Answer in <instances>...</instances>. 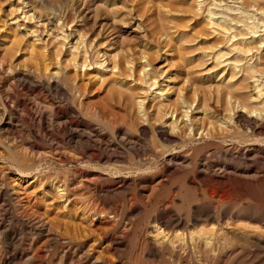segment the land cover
Returning <instances> with one entry per match:
<instances>
[{"label":"bare ground","instance_id":"bare-ground-1","mask_svg":"<svg viewBox=\"0 0 264 264\" xmlns=\"http://www.w3.org/2000/svg\"><path fill=\"white\" fill-rule=\"evenodd\" d=\"M50 1L56 0H0L1 77L7 75L19 85L32 82L56 90H59L61 82L71 78L70 80H75L80 85L86 84L85 87L89 84L94 87L92 89L97 87L100 91H108L117 100L125 117L135 123L142 133L154 123L149 128L155 131V137L161 141L158 140L159 145L162 143L161 147L164 144L165 148L167 146L171 149L169 163L176 164L179 168L194 165L185 154L189 153L188 144L198 141L197 138L205 141L209 147H218L227 160L235 163L243 161L246 167L255 164L251 168H239L238 163L237 166L225 163L211 167L206 162L198 161L196 168L191 167V171L192 168L196 169L198 178L204 176V171L213 174L209 187L216 194L228 192L232 187V180L240 182V188L244 189L248 184L264 177V168H260L258 163L262 160L260 156H264V0H73L72 19L65 8L59 11ZM103 2L105 7L101 5ZM103 10L113 20H110L111 17L107 18L108 14L104 17ZM126 13L135 15L134 20L139 22L136 28L131 29L128 37L120 33L123 26L120 27L117 23L120 19L124 20ZM254 16L263 20L262 26L252 22L251 17ZM98 24L99 35H109L105 42L90 38V32ZM203 45L210 47L207 51H202ZM202 66L212 68L205 70L200 68ZM212 76L217 80L216 94L220 105L225 113L233 111L232 117L215 115L209 109L210 96L208 98L205 81ZM90 95L91 93L88 94ZM13 100L11 92L2 94L1 120L8 116L9 111L17 108L18 103ZM22 112L20 118L26 120L28 106L25 103ZM96 112L99 116L105 115L101 111ZM57 116L52 112L43 113L40 122L47 126L55 121L65 128L74 125L72 121L69 120V123L66 118ZM118 135L128 136L124 131H118ZM88 137L90 139L89 135ZM103 138L100 134L95 135L94 144L104 152L111 151V145ZM126 140L131 147L140 143L131 138ZM177 147L181 149L180 152ZM97 149L95 150L99 151ZM31 171H27L28 177ZM40 178L42 177L37 179L36 184L41 186L43 178ZM193 179H189V182L198 188ZM105 187L96 180L89 182V188L95 195L104 198V201L113 193L106 191ZM59 188V199L68 201V192L65 189L60 191ZM3 189L0 188V204L5 203L7 197ZM215 199L216 197L213 200ZM178 205V201L163 204L154 209L149 217L152 232L145 240L147 252L154 261L163 263L168 256L175 260L172 264H221V260L234 257L246 246L264 252V210L251 205L232 210L230 205L222 202L206 203L197 199L186 204L187 213L182 214L177 211ZM103 214L101 218L104 217ZM45 226L46 224L43 228L40 227L41 233Z\"/></svg>","mask_w":264,"mask_h":264},{"label":"rangeland","instance_id":"rangeland-1","mask_svg":"<svg viewBox=\"0 0 264 264\" xmlns=\"http://www.w3.org/2000/svg\"><path fill=\"white\" fill-rule=\"evenodd\" d=\"M98 1L101 2V0ZM51 4L59 11L65 8L68 16L71 19L74 17L73 0H56ZM104 4L103 2L101 5L104 6ZM104 7L102 9H105ZM259 8L262 7L259 6ZM106 12L103 14L104 17H107L106 14H108L107 18L110 19L111 17L110 20H113L112 16ZM245 14L250 15L247 12ZM134 17L135 15L131 16L126 13L124 20L117 21L118 26H123L119 31L125 37H128L131 29L136 28L139 24L136 18L134 20ZM251 20L259 27L263 24V20L259 16L251 17ZM77 24L80 25L81 23ZM98 26L96 25L94 30L90 32V38L95 39L97 42H105L107 40L106 36L109 35H99L100 25L98 24ZM206 46H201V50L207 51L210 46ZM204 66L200 68H205V70L212 68L210 66L206 69ZM70 79L63 82L64 84L61 82L59 90H56L35 85L32 82H27L28 85L26 83L25 85H19L7 75L0 76V101L4 92H11L15 100L13 102L17 101L18 103L17 108L14 111H9L4 120H1L0 117V188L6 189H3V191L7 196L5 197V203L0 204V264H71L72 262V264H158L159 261H154L148 254L145 239L152 232L149 217L155 211L154 209L162 207L163 204L178 201L177 211L182 214L187 213L186 204L195 202L197 199L204 200L206 203L222 202L225 205H230L232 210H239L247 205L264 210V177L257 182L248 184L249 186L247 185L244 189L240 188V182L232 180V187L229 188L228 192L216 194V191L209 187L213 174L204 171L202 173L204 176L198 178L197 171L194 169L198 161L206 162L211 167L231 163L236 166L239 164V168H251L255 167V164L246 167L243 161L237 160V164L235 161L227 160L218 147H209L208 144L204 143L205 141L197 138L198 141L191 144L192 146L188 144L187 150L189 153H184L190 157L194 165L186 168H179L176 164L171 165L169 163V156L172 154L171 149H168L167 146L165 148L164 144L163 149L161 147L162 143H160L161 146L159 145V138L155 137V131L149 128L154 123H152V126H147L146 132L142 133L135 123H131L125 117V113L122 109L120 110V106L116 103L117 100L113 99L108 91H100L97 87L92 89L94 87L89 84L88 87H85L86 84L80 85L81 83L79 84V82ZM9 80L11 83H9ZM5 82L6 84H3ZM205 82L206 88H208L206 89L208 90V98L210 96L209 109L215 112V115L232 117L234 112L225 113L220 105L221 103L216 94L217 80L215 81L212 76ZM78 84L79 86H77ZM212 86L215 87L212 88ZM82 87H84V90ZM28 88L33 89H30V92ZM25 91L27 92L25 93ZM88 91L91 93L90 96H88L90 94ZM93 91L96 93L93 94ZM190 93H193L192 89ZM98 98H101V102ZM21 101L22 103H20ZM24 103L28 106L26 120L20 118L23 115ZM96 110L103 112L105 115L99 116ZM1 112L4 113L2 110ZM46 112H52L54 115H58L57 117H64L66 121L69 123L72 121L74 125L72 124L71 128H65V126H60L58 122L53 121L52 126L50 124L46 126V124L40 122V117ZM98 117L101 121L97 119ZM6 122L8 123L6 124ZM75 125L77 126L75 127ZM88 130L89 134H87ZM118 131L126 132L129 137H120ZM98 134L102 138L104 137L106 143L111 145V151L104 152L94 144L96 141L95 135ZM128 138L140 143L131 147L127 144L126 139ZM195 145L198 146L195 147ZM94 148H98L99 151ZM177 148V151L180 152L181 149ZM195 153L197 155L200 153V157ZM205 154L207 156H203ZM197 157L199 158L197 159ZM260 159H262L258 161L260 168H264V156H260ZM193 166L194 168L191 171ZM32 169L33 171H31ZM27 171H31L29 177ZM39 177L43 178L41 186L36 184ZM189 179H193L194 182H192L198 185V188L193 187ZM206 179L209 180L210 184ZM95 180L104 187L106 186V191L113 192L111 194L114 196L110 194V199L104 201V198L101 199L100 196L95 195V192L89 188V182ZM109 185H111L110 188ZM57 187L60 191L65 189L68 192V197L71 198L68 199L70 203L64 199H59ZM214 197H216L215 201L213 200ZM110 206L113 209L109 208ZM129 208L131 211L128 210ZM116 209L117 213H115ZM85 213L91 215L87 216ZM102 214L103 218H101ZM99 215L101 216L98 217ZM112 222L115 224L112 225ZM45 224L44 232L41 233V228ZM54 238L55 240H53ZM239 253L229 259L224 258L221 260V264H264V252L256 251L251 246H246ZM164 260V264H172L175 261L168 256Z\"/></svg>","mask_w":264,"mask_h":264}]
</instances>
